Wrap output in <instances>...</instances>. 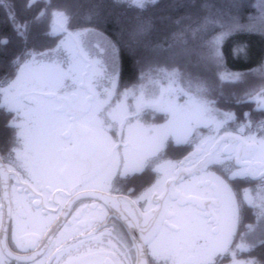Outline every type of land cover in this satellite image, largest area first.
<instances>
[{"label":"snow or ice","instance_id":"snow-or-ice-1","mask_svg":"<svg viewBox=\"0 0 264 264\" xmlns=\"http://www.w3.org/2000/svg\"><path fill=\"white\" fill-rule=\"evenodd\" d=\"M254 35L264 0H0V264H264Z\"/></svg>","mask_w":264,"mask_h":264},{"label":"trees","instance_id":"trees-1","mask_svg":"<svg viewBox=\"0 0 264 264\" xmlns=\"http://www.w3.org/2000/svg\"><path fill=\"white\" fill-rule=\"evenodd\" d=\"M81 3H97V4H114L116 0H79ZM161 4H171L179 2V0H158ZM203 2V0H201ZM207 2L227 6L229 3L233 2V0H207ZM251 2V0H249ZM248 11H252L249 9ZM247 16H242V21H246ZM124 23L128 26L129 31H131L133 24L130 20H125ZM130 40L136 39V37L129 36ZM262 45L261 41L253 42V50L255 55L252 57L250 61L244 62L229 58V67L232 69H241L251 67L258 59ZM184 61L189 70H191L194 74L199 73L201 75H213V69H207L204 66L202 50L197 49L196 47H191V49L184 55ZM184 66V65H182ZM125 79H131V76L128 72L125 73ZM261 77L258 74H249L244 81L241 82H225L223 87L226 92H242L249 87L256 86L260 83ZM217 82L218 78H217Z\"/></svg>","mask_w":264,"mask_h":264},{"label":"rangeland","instance_id":"rangeland-1","mask_svg":"<svg viewBox=\"0 0 264 264\" xmlns=\"http://www.w3.org/2000/svg\"><path fill=\"white\" fill-rule=\"evenodd\" d=\"M252 43L255 41H261L260 37L258 35H254L251 37ZM262 43V42H261Z\"/></svg>","mask_w":264,"mask_h":264},{"label":"flooded vegetation","instance_id":"flooded-vegetation-1","mask_svg":"<svg viewBox=\"0 0 264 264\" xmlns=\"http://www.w3.org/2000/svg\"><path fill=\"white\" fill-rule=\"evenodd\" d=\"M250 103H251V102H250ZM4 132H5V129H4L2 126H0V138L3 137Z\"/></svg>","mask_w":264,"mask_h":264}]
</instances>
